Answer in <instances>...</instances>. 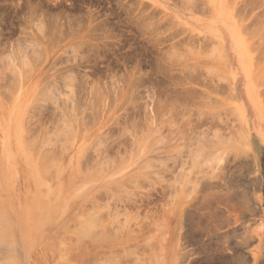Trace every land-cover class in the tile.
I'll return each instance as SVG.
<instances>
[{"label":"rangeland","instance_id":"374dc122","mask_svg":"<svg viewBox=\"0 0 264 264\" xmlns=\"http://www.w3.org/2000/svg\"><path fill=\"white\" fill-rule=\"evenodd\" d=\"M0 98V264H264V0H0Z\"/></svg>","mask_w":264,"mask_h":264},{"label":"bare ground","instance_id":"6f19581e","mask_svg":"<svg viewBox=\"0 0 264 264\" xmlns=\"http://www.w3.org/2000/svg\"><path fill=\"white\" fill-rule=\"evenodd\" d=\"M117 1V0H116ZM191 1V0H190ZM108 2V1H107ZM188 3H190V2H188ZM113 4V3H112ZM120 4H121V2H120ZM110 8V7H109ZM108 8V9H109ZM123 8V7H122ZM35 10V12H36V9H34ZM123 11V10H122ZM33 12V11H32ZM116 12H117V10H116ZM119 12V11H118ZM117 12V13H118ZM124 12V11H123ZM128 12V11H127ZM247 12V11H246ZM39 13V12H38ZM41 13V12H40ZM112 13H113V11H112ZM36 14V13H35ZM88 14V13H87ZM108 14V13H107ZM116 14V13H115ZM32 15V14H31ZM78 15V14H77ZM118 15V14H117ZM128 15V14H127ZM246 15V14H245ZM40 16H42V15H40ZM76 16V15H75ZM74 16V17H75ZM80 16V15H79ZM88 16V15H87ZM109 16V15H108ZM65 17V16H64ZM78 17V16H77ZM85 17H86V15H85ZM95 17H96V15H95ZM102 17V16H101ZM113 17V16H112ZM121 17V16H120ZM124 17V16H123ZM128 17H129V15H128ZM243 17V16H242ZM69 18V17H68ZM108 18V17H107ZM110 18V17H109ZM33 19V18H32ZM78 19V18H77ZM83 19V18H82ZM81 19V20H82ZM121 19V18H120ZM71 20V19H70ZM80 20V21H81ZM106 20V19H105ZM104 20V21H105ZM137 20V19H136ZM24 21V20H23ZM73 21H75V20H73ZM72 21V22H73ZM115 21V20H114ZM122 21V20H121ZM133 21V20H132ZM261 21V20H260ZM28 22V21H27ZM76 22V21H75ZM90 22V21H89ZM26 23V22H25ZM78 23H80V22H78ZM81 23H83V22H81ZM101 23V22H100ZM114 23V22H113ZM127 23V22H126ZM257 23V22H256ZM42 23L40 22V24H39V28L38 27H36V28H38V31H40L41 32V34L43 35L44 34V26H42L41 25ZM76 24V23H75ZM132 24V23H131ZM258 24V23H257ZM95 25V24H94ZM97 25V24H96ZM100 25V24H99ZM120 25V24H119ZM135 25V24H134ZM143 25V24H142ZM37 26H38V24H37ZM63 25H61V27H62ZM98 26V25H97ZM101 26V25H100ZM99 26V27H100ZM53 27V26H52ZM67 27V26H66ZM80 27V26H79ZM83 27V26H82ZM92 27V26H91ZM54 28V27H53ZM58 28H59V26H58ZM68 28V27H67ZM75 28H77V27H75ZM97 28V27H96ZM13 29V28H12ZM24 29V28H23ZM65 29V28H64ZM78 29V28H77ZM246 29V28H245ZM36 30V29H35ZM68 30V29H67ZM76 30V29H75ZM91 30V29H90ZM25 31V30H24ZM70 31V30H69ZM27 32V31H26ZM52 32V31H51ZM65 32V31H64ZM66 32H68V31H66ZM91 32V31H90ZM97 32V31H96ZM99 32V31H98ZM109 32V31H108ZM25 33V32H24ZM58 33V32H57ZM59 34V33H58ZM109 34V33H108ZM121 34V33H120ZM31 35V34H30ZM29 35V36H30ZM53 35H55V34H53ZM106 35H107V33H106ZM116 35V34H115ZM32 37V36H31ZM37 37V36H36ZM98 37V36H97ZM53 38V37H52ZM62 38V37H61ZM100 38V37H99ZM109 38V37H108ZM96 39V38H95ZM192 39V38H191ZM32 40V39H31ZM51 41V40H50ZM54 41V40H53ZM23 42V41H22ZM21 42V43H22ZM57 42V41H56ZM124 42V41H123ZM24 43H26V41L24 42ZM51 43V42H50ZM49 43V44H50ZM111 43V42H110ZM34 46V45H33ZM38 46V45H37ZM77 46V45H76ZM91 46H92V44H91ZM28 47H30V46H28ZM92 47H94V46H92ZM102 47V46H101ZM22 48V47H21ZM23 48H24V46H23ZM31 49V48H30ZM75 49V48H74ZM86 49V48H85ZM15 50V49H14ZM18 50H19V48H18ZM25 50V49H24ZM26 50H27V48H26ZM37 50V49H36ZM76 50H78V49H76ZM87 50V49H86ZM88 50H90V49H88ZM41 51V50H40ZM65 51V50H64ZM35 52V51H34ZM13 53V52H12ZM28 53V52H27ZM37 53V52H36ZM38 53H39V51H38ZM73 53V52H72ZM93 53H95V52H93ZM24 54V53H23ZM26 54V53H25ZM31 54V53H30ZM75 54V53H74ZM71 55V54H70ZM98 55V54H97ZM26 56V58L28 57L27 55H25ZM25 56L23 55L22 56V58H24L25 59ZM31 56H32V54H31ZM38 56V55H37ZM35 57V56H34ZM93 57V56H92ZM97 57V56H96ZM106 57V56H105ZM108 57H110V56H108ZM16 58V57H15ZM21 58V57H20ZM40 58V57H39ZM58 58V57H57ZM70 58V57H69ZM28 60H30L29 59V57L27 58ZM36 59V58H35ZM102 59V58H101ZM110 59V58H109ZM117 59V58H116ZM115 59V60H116ZM128 59V58H127ZM72 60V59H71ZM70 60V61H71ZM126 60V59H125ZM20 61V60H19ZM40 61V60H39ZM42 61V60H41ZM57 61V60H56ZM70 61H68V62H70ZM107 61V60H106ZM21 64H24V60L22 59L21 60ZM33 62V61H32ZM63 62V61H62ZM159 62V61H158ZM15 63V62H14ZM26 64H27V60H26V62H25ZM72 63V62H71ZM91 63V62H90ZM222 63V62H221ZM19 64V63H18ZM32 64V63H31ZM38 64H39V62H38ZM61 64H63V63H61ZM68 64V63H67ZM70 64V63H69ZM13 65V64H12ZM120 65H122V64H120ZM119 65V66H120ZM124 65V64H123ZM17 66V65H16ZM20 66V65H19ZM62 66V65H61ZM69 66V65H68ZM116 66V65H115ZM118 66V67H119ZM226 66V65H225ZM6 67H7V65H6ZM25 67V66H24ZM29 67V66H28ZM32 67V66H31ZM64 67V66H63ZM117 67V68H118ZM4 68H5V66H4ZM34 68V67H33ZM125 68H127V67H125ZM2 69V68H1ZM61 69V68H60ZM132 69V68H131ZM161 69V68H160ZM7 70H11V69H7ZM21 70V69H20ZM27 70V69H26ZM30 70V69H29ZM121 70V69H120ZM137 70V69H136ZM14 71V70H13ZM50 71V70H49ZM115 71V70H114ZM132 71V70H131ZM15 72H16V70H15ZM21 72V71H20ZM107 72V71H106ZM111 72V71H110ZM130 72V71H129ZM135 72V71H134ZM253 73V72H252ZM251 73V74H252ZM48 74V73H47ZM72 74V73H71ZM106 74V73H105ZM116 74V73H115ZM79 75V74H78ZM112 75V74H111ZM26 76V75H25ZM72 76V75H71ZM70 76V77H71ZM192 76V75H191ZM254 76V75H253ZM69 77V78H70ZM77 77V76H76ZM120 77V76H119ZM118 77V78H119ZM256 77V76H255ZM254 77V78H255ZM18 78V77H17ZM67 79L66 81H64V85L66 86V88L67 87H70L72 84H73V81L74 80H76V79H73L72 77H71V79ZM114 78V77H113ZM129 78V77H128ZM252 79H253V77H252ZM17 80V79H16ZM228 80V79H227ZM256 80V79H255ZM80 81V80H79ZM84 81V80H83ZM122 81V80H121ZM16 82V81H15ZM52 82V81H51ZM81 82V81H80ZM112 82V81H111ZM206 82V81H205ZM6 83V82H5ZM48 83V82H47ZM78 83V82H77ZM84 83V82H83ZM116 83V82H115ZM7 84V83H6ZM10 84V83H9ZM62 84V83H61ZM79 84H81V83H79ZM85 84V83H84ZM138 84V83H137ZM136 84V85H137ZM140 84V83H139ZM263 84V83H262ZM14 85H15V83H14ZM64 86V87H65ZM249 86V80L248 81H245L244 83H243V86H242V89L240 90V91H238L237 90V92H238V94H239V96H240V99L241 100H243V101H245L246 102V105L248 106V110H250L253 114H254V116H255V111H257L256 113L257 114H259V105H258V100H257V98L255 97V95H254V91H253V89H250V90H247V87ZM48 87V89H49V85L47 86ZM54 87V86H53ZM132 87V86H131ZM44 88H46V87H43V89ZM58 88V87H57ZM71 88V87H70ZM69 88V89H70ZM215 88V87H214ZM250 88V87H249ZM47 89V88H46ZM46 89H44V90H46ZM47 89V90H48ZM52 89V88H51ZM65 89V88H64ZM97 89V88H96ZM217 89V88H216ZM215 89V90H216ZM44 90H42V91H44ZM47 90H46V92H47ZM93 90V89H92ZM133 90H134V88H133ZM247 90V92H245ZM41 91V90H40ZM51 91V90H50ZM68 91H70V90H68ZM151 91V90H150ZM49 92V91H48ZM53 91H51V93H52ZM56 92V91H55ZM100 92V91H99ZM137 92V91H136ZM209 92V91H208ZM16 93V92H15ZM14 93V94H15ZM41 92H39V94H40ZM43 93V92H42ZM50 93V92H49ZM102 93V92H101ZM217 93V92H216ZM53 94V93H52ZM96 94V93H95ZM104 94V93H103ZM132 94V93H131ZM137 94V93H136ZM97 95V94H96ZM105 95V94H104ZM40 96V95H39ZM46 96H49V98L52 96L51 94H46ZM54 96V95H53ZM138 96V95H137ZM42 97V96H41ZM45 97V96H44ZM67 97H69V96H67ZM70 97H72L71 95H70ZM69 97V98H70ZM153 97V96H152ZM46 98V97H45ZM44 98V99H45ZM151 98V97H150ZM1 99V98H0ZM3 99V98H2ZM153 99V98H152ZM211 99V98H210ZM38 100H39V98H38ZM42 100V99H41ZM40 100V101H41ZM46 100V99H45ZM48 100H50V99H48ZM104 100V99H103ZM202 100V99H201ZM36 101V100H35ZM212 101V100H211ZM52 102V101H51ZM72 102V101H71ZM104 102V101H103ZM204 102V101H203ZM206 102V101H205ZM38 103V102H37ZM68 103V102H67ZM100 103H102V101L100 102ZM105 103V102H104ZM214 103V102H213ZM41 104V103H40ZM45 104H46V101H45ZM55 104V103H54ZM59 104V103H58ZM97 104V103H96ZM154 104V103H153ZM165 104V103H164ZM209 104V103H208ZM216 104V103H215ZM35 105V104H34ZM33 105V106H34ZM102 105V104H101ZM206 105V104H205ZM218 105H220V104H218ZM76 106V105H75ZM203 106V105H202ZM209 106V105H208ZM77 107V106H76ZM90 107V106H89ZM150 107V106H149ZM204 107V106H203ZM214 107H215V105H214ZM91 108V107H90ZM38 109V108H37ZM74 109V108H73ZM158 109H159V107H158ZM161 109V108H160ZM159 109V110H160ZM95 110H97V109H95ZM148 110V109H147ZM146 110V111H147ZM153 110V109H152ZM255 110V111H254ZM157 111V110H156ZM41 112V111H40ZM148 112V111H147ZM153 112V111H152ZM151 112V113H152ZM200 112V111H199ZM198 112V113H199ZM38 113H39V111H38ZM81 113V112H80ZM149 113V112H148ZM207 113V112H206ZM76 114V113H75ZM154 114V113H153ZM217 114V113H216ZM73 115V114H72ZM150 115V114H149ZM155 115V114H154ZM154 115H152V116H154ZM35 116V115H34ZM206 116V115H205ZM208 116V115H207ZM72 117V116H71ZM219 117V116H218ZM256 117V116H255ZM50 118V117H49ZM209 118V117H208ZM40 119V118H39ZM51 120V119H50ZM54 120H56V119H54ZM71 120V119H70ZM212 120V119H211ZM17 121V120H16ZM73 122V121H72ZM55 123V122H54ZM63 123H64V121H63ZM87 123V122H86ZM140 124V123H139ZM138 124V125H139ZM252 124V125H251ZM250 124V126H249V128H248V130H250V132L252 131H254V139H253V142H254V149H253V153H254V156L256 157V155H258L257 154V151H260L263 147H264V130H263V127H262V125L255 119V120H253V122ZM37 125H39V124H37ZM38 128V127H37ZM68 128V127H67ZM141 128V127H140ZM40 129V128H39ZM61 130V129H60ZM63 130V129H62ZM66 130V129H65ZM68 130L70 131V129L68 128ZM141 130V129H140ZM239 131V130H238ZM242 131V130H241ZM239 132L240 133V135H239V133H237V132H235V133H237V135L234 133V137H236L237 139H238V142H237V144H235V143H233L232 145H237V147H236V152L235 153H237V150L239 151H241L242 150V148H243V150H244V152H247L249 149H247V147L249 146V143H248V141H250L249 140V138H248V134H246V132ZM27 132H29V131H27ZM26 132V133H27ZM66 132H67V130H66ZM140 132V131H139ZM213 132V131H212ZM35 133V132H34ZM62 133H63V131H62ZM72 133V132H71ZM214 133H215V130H214ZM245 134L244 136H243V134ZM213 134V133H212ZM232 134V133H231ZM230 134V135H231ZM216 135V134H215ZM44 136V135H43ZM48 136V135H47ZM71 136V135H70ZM52 137V136H51ZM57 137V136H56ZM64 137V136H63ZM62 137V138H63ZM222 138V137H221ZM28 139V138H27ZM47 139V138H46ZM211 139V138H210ZM217 139H219V138H217ZM225 139V138H224ZM237 139H236V141H237ZM25 140V139H24ZM42 140V139H41ZM212 140V139H211ZM219 140H221V139H219ZM226 141H227V138L225 139ZM46 141V140H45ZM44 141V142H45ZM134 141V140H133ZM182 141V140H181ZM201 141V140H200ZM213 141H214V139H213ZM235 141V140H234ZM252 141V140H251ZM26 142V141H25ZM53 142V141H52ZM202 142H204V141H202ZM207 142V141H206ZM210 142V141H209ZM216 142V141H215ZM218 142V141H217ZM221 142V141H220ZM240 142V143H239ZM27 143V142H26ZM29 143V142H28ZM38 143H40V142H38ZM50 143V142H49ZM201 143V142H200ZM248 143V144H247ZM51 144V143H50ZM98 144H99V142H98ZM209 144V143H208ZM211 144V143H210ZM214 144V143H213ZM218 144H220V143H218ZM217 144V145H218ZM33 145V144H32ZM31 145V146H32ZM53 145V144H52ZM216 145V144H215ZM220 145H222V144H220ZM26 146V145H25ZM30 146V145H29ZM55 146V145H54ZM207 146H209V145H207ZM211 146V145H210ZM56 147V146H55ZM136 147H137V145H136ZM206 147V146H205ZM212 147H213V145H212ZM211 147V148H212ZM27 148V147H26ZM60 148V147H59ZM94 148V147H93ZM174 148V147H173ZM208 148V147H207ZM210 148V147H209ZM29 149H30V147H29ZM29 149H27V150H29ZM56 149V148H55ZM58 149V148H57ZM87 149V148H86ZM214 149H216L215 147L213 148V151H214ZM32 150H35V152L37 151V153H38V150H36V149H32ZM210 150V149H209ZM203 151V150H202ZM33 152V154L35 153L34 151H32ZM32 152L30 151V153H31V155H33L32 154ZM61 152V151H60ZM210 152V151H209ZM224 152V151H223ZM220 153V152H219ZM238 153H241V152H238ZM36 154V153H35ZM212 154V153H211ZM218 154V153H217ZM216 154V155H217ZM246 154V153H245ZM45 155H46V153H45ZM53 155H54V153H53ZM195 155V154H194ZM198 155V154H197ZM221 155V154H220ZM234 155V154H233ZM242 155H243V152H242ZM35 156V155H34ZM40 156V155H39ZM38 156V157H39ZM212 156V155H211ZM246 156V155H245ZM31 157V156H30ZM41 157H42V153H41ZM48 157V156H47ZM55 157V156H54ZM219 157V156H218ZM247 157V156H246ZM34 158V157H33ZM44 158V157H43ZM53 158V157H52ZM217 158V157H216ZM220 158V157H219ZM38 159H40V158H38ZM42 159V158H41ZM40 159V160H41ZM45 160H46V158H44ZM198 159V158H197ZM218 159V158H217ZM193 160V159H192ZM41 161H43V160H41ZM40 161V162H41ZM211 161V160H210ZM224 161V160H223ZM39 161H37V163H38ZM51 162H52V160H51ZM213 162V161H212ZM44 163V162H43ZM115 163H116V161H115ZM202 163V162H201ZM249 163V162H248ZM45 164V163H44ZM207 164V163H206ZM205 164V165H206ZM38 165V164H37ZM195 165V164H194ZM204 165V164H203ZM202 165V166H203ZM196 166V165H195ZM209 166V165H208ZM46 168H47V166H45ZM45 167H44V169H45ZM214 167V166H213ZM246 167V166H245ZM41 168H43L42 166L40 167V169ZM99 168V167H98ZM209 168V167H208ZM237 168H239V167H237ZM248 168V167H247ZM105 169V168H104ZM100 170H101V168H100ZM226 170V169H225ZM41 171V170H40ZM47 171V170H46ZM96 171H97V168H96ZM216 172V171H215ZM224 172V171H223ZM190 173V172H189ZM45 174V173H44ZM84 175V174H83ZM82 175V176H83ZM220 175V174H219ZM47 176V175H46ZM213 176V175H212ZM186 177V176H185ZM136 178V177H135ZM187 179V178H186ZM236 179V178H235ZM253 179V178H252ZM256 179V178H255ZM254 179V181H256ZM132 180H134V179H132ZM137 180V179H136ZM183 181V180H182ZM224 181V180H223ZM188 182V181H187ZM249 184V183H248ZM251 184V183H250ZM188 185V184H187ZM184 186V185H183ZM245 186H247V185H245ZM211 187V186H210ZM209 188V187H208ZM228 188V187H227ZM245 188V187H244ZM225 191V190H224ZM121 193V192H120ZM225 193V192H224ZM209 194V193H208ZM219 194V193H218ZM126 195V194H125ZM215 195V194H214ZM129 196V195H128ZM127 197V196H126ZM117 198V197H116ZM118 198H119V196H118ZM128 198V197H127ZM120 199V198H119ZM123 199V198H122ZM239 200V199H238ZM257 200V199H256ZM94 201V200H93ZM124 201V200H123ZM240 201V200H239ZM245 202V201H244ZM246 203V202H245ZM251 203V202H250ZM98 204V203H97ZM220 204V203H219ZM236 204V203H235ZM253 204V203H252ZM96 205V204H95ZM94 205V206H95ZM223 205V204H222ZM247 205V204H246ZM254 205V204H253ZM224 206V205H223ZM228 206V205H227ZM241 206V205H240ZM248 206V205H247ZM247 206H246V208H247ZM101 207V206H100ZM235 207V206H234ZM249 207V206H248ZM97 208H98V206H97ZM106 208V207H105ZM243 208V210H244V208H245V206L244 207H242ZM108 209V208H107ZM248 209V208H247ZM255 210V209H254ZM253 210V211H254ZM106 211V210H105ZM108 211V210H107ZM252 211V212H253ZM257 211V210H256ZM258 212V211H257ZM100 214V213H99ZM87 215V214H86ZM90 215L88 214V217H89ZM91 217V216H90ZM90 217H89V219H90ZM99 218H100V216H98ZM247 217V216H246ZM253 217V216H252ZM97 218V217H96ZM84 219V218H83ZM87 219V218H86ZM101 220V219H100ZM248 220V219H247ZM1 221V220H0ZM3 221V220H2ZM83 221V220H82ZM88 224L90 223V221L89 220H85ZM85 221H83L84 223H86ZM93 222H94V220L92 221V223H90V225H88L87 223V225L86 224H84V223H82V224H84L85 225V227H84V225H80L81 223H78L79 225H80V229L82 228V230H80V232H78V234H80V238L82 239V238H84L83 237V235L85 234V237L87 236V235H89V233H91L90 231H91V225L93 224ZM4 223V222H3ZM97 223V222H96ZM256 223H257V221H256ZM0 225H2V223L0 222ZM94 225H95V222H94ZM94 225H92V226H94ZM2 227H4V225L2 226ZM95 228V227H94ZM263 228V227H262ZM3 230H5V229H3ZM92 230H93V228H92ZM97 230V229H96ZM77 231H79V229H77ZM106 231H108V230H106ZM93 232V231H92ZM81 234H83L82 235V237H81ZM0 236H2V235H0ZM5 236V235H4ZM99 236H102V235H100L99 234ZM90 237H91V235H90ZM98 237V236H97ZM1 238V237H0ZM86 238H88V236L86 237ZM103 238V237H102ZM94 239V238H93ZM97 239V238H96ZM99 239V238H98ZM107 239V238H106ZM252 239V238H251ZM85 240V239H84ZM87 240V239H86ZM101 240V239H100ZM245 240V239H244ZM243 240V241H244ZM97 241V240H96ZM245 242H247V241H245ZM250 242V241H249ZM11 263V262H10ZM9 264V263H8Z\"/></svg>","mask_w":264,"mask_h":264}]
</instances>
